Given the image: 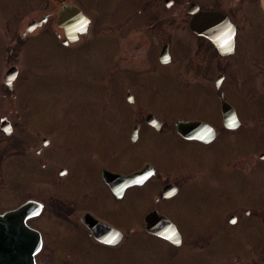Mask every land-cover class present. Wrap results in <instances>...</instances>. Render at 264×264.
Returning a JSON list of instances; mask_svg holds the SVG:
<instances>
[{"label":"rangeland","instance_id":"rangeland-1","mask_svg":"<svg viewBox=\"0 0 264 264\" xmlns=\"http://www.w3.org/2000/svg\"><path fill=\"white\" fill-rule=\"evenodd\" d=\"M59 1L0 0V121L6 119L15 123L16 127L12 135H6L0 130V148L8 145L12 138L18 139V143H21L25 128L24 123L17 119V113L29 106L32 124L38 129L48 127L64 129L72 125L73 128H77L80 135L75 138L71 132L66 147L69 152H73L75 148L71 156L79 161L80 166L79 159H85L88 153L96 151V154H105L109 148L110 150L113 148L120 158L114 162L119 171L129 169L135 159L151 156L162 170L177 164L179 172L187 170L192 175L195 172L196 176L176 199L159 205L161 212L167 215L175 223L180 234H183L180 247L169 246L162 240L145 234L141 225L131 226L133 222H139L144 209L152 203L158 184H151L140 191H132L126 196L125 202L106 210L111 220L125 226L126 232L129 231L122 246L123 251L93 244L86 235H81L80 232L77 234L72 225L63 226L49 204L41 218L40 216L32 218L34 220L32 227L43 231L45 240L44 250L38 255L37 263L63 264L66 261L67 264H264V162L254 160L245 164L236 159L234 165L242 171H249L254 165L256 169L250 173L237 170L230 162L235 155L253 151L251 150L253 147L254 154L264 151V144L259 141L264 138V126L260 125L259 133L255 131L251 135L241 134L236 140L217 141L208 148L196 143L170 141V138L164 142L149 139L136 146H126L121 151L118 146L109 147L108 142L113 136V131L107 124L110 120L107 117L98 118L96 115V99L102 97L97 90L102 86L97 85V82L87 83L85 78L88 74L95 78L102 77L104 70L107 69L108 55L114 51L110 43L113 42V38L104 37L101 42L96 41L80 52L76 49H73L75 53L66 51L54 33L58 32L60 39H64L62 31L55 25V9L59 6ZM79 1L83 8L95 7V14H99L100 22L112 19L121 6L119 0ZM189 1L197 2L200 7L212 5L214 8H220L240 27L242 33L250 35V41H253L254 60L257 62L252 91L253 105L256 111L264 112L262 1L179 0L177 9L183 6L185 10ZM45 3L47 8L42 10ZM46 12L54 14L47 24L28 33L26 37L23 36L28 22L32 19L39 20ZM95 37L98 35L88 36L84 41H94ZM136 61L137 59L132 63L133 66ZM138 61L140 63L139 59ZM13 65L18 68V76L12 90L15 99L11 96L9 91L11 89L5 85V72ZM145 75L151 78L150 82L153 85L158 86V90L172 91V78L167 76L166 70L158 68ZM186 78L188 80L182 79L183 87L188 88L190 97L186 92V97H183V93L182 96L176 93L173 97L160 102V106L188 110L195 114L207 113L206 108L210 102L203 104L198 97V90L202 91L201 83L193 81L190 77ZM121 79L122 77L117 74L114 86L111 87L112 95L118 94ZM180 86L182 87L181 84ZM238 89L245 90V83H240ZM190 90L196 92L192 95ZM162 94L165 95L166 92ZM241 95L247 99L245 91ZM248 97L251 98V95L248 94ZM231 99L244 117L246 114L240 98L232 95ZM111 105L112 108L116 106V101L113 100ZM261 112L260 117L263 115ZM69 120L67 126L63 125ZM34 140L36 142V138L33 137L30 142L28 140L25 142L33 143ZM48 148L43 149L42 159ZM31 156L35 154L32 153ZM51 172L50 167L40 172L28 159H23L20 165L12 167L10 175L6 170L0 173L2 180L0 185L2 183V186H8V180L12 177V188L18 190L20 187L23 188V185L32 187L35 181L43 177L48 181L47 188L43 191L51 198L55 191V179L58 177L57 171L53 173L56 176H52ZM85 176L79 169L77 182L68 183L69 187L62 184L68 188L64 186V190L68 191L65 193L68 196H73L69 195L71 192L78 193L76 195L88 193L85 190L90 188L86 186L87 183L93 186L95 184ZM82 185L85 186L84 189L80 188ZM72 187L79 190H73ZM1 191H4L2 187ZM17 200L18 198L15 199ZM10 201L8 193H2L0 203L7 205ZM79 202L88 205L96 213H105V203H102V199L99 200V196L96 201L82 198ZM247 210L249 214H246ZM230 214L236 215L235 224H230L226 220Z\"/></svg>","mask_w":264,"mask_h":264},{"label":"flooded vegetation","instance_id":"flooded-vegetation-1","mask_svg":"<svg viewBox=\"0 0 264 264\" xmlns=\"http://www.w3.org/2000/svg\"><path fill=\"white\" fill-rule=\"evenodd\" d=\"M46 1L48 2V0ZM119 1L121 3L120 9L114 13L115 15L112 19L104 22H100L98 18L99 14H95V7L93 9L89 6L83 8L79 4V0H60L59 6L55 9L56 26L57 16L64 5H75L88 18V24L84 32L76 35V41L68 42L65 36V29L62 27H59V29L64 35L63 40L60 39L59 33L54 31L56 38L60 41L61 47L64 46L62 48L66 51L75 53L73 49H76L80 52L81 49L91 46L96 41L101 42V39L104 37L113 38V42L110 43L114 47V51H111L108 55L107 69L104 70L102 77L95 78L93 75L88 74L85 78V82L87 83L94 84L97 82V85L102 86V88L97 90L98 93L102 94V97L96 99L97 105L101 104L100 107L96 105V115L98 118L99 116L101 119L107 117L110 120L107 124L113 131V136L111 141L108 142L109 147L118 146L120 148L119 151H121L126 146H136L149 139L164 142L167 138H170V141L178 140L196 143L204 148H208L217 141L236 140L241 134L251 135L252 132H260V125L264 126V112L256 111L253 105L252 91L257 62L254 60L253 41H250L249 34L242 33L240 27L228 16L236 28L234 50L231 54L222 56L215 44L208 37L198 35L190 29L189 23L192 14L189 13L188 8L190 3L194 1H189L185 10L183 6L177 9L180 4L179 0ZM46 8L47 5L45 3L42 10ZM200 9L223 12L220 8H214L212 5L200 7ZM53 15L52 12L43 14L41 17L46 16V22L39 28L45 26ZM76 32L79 33V30L77 29ZM95 35H98V37H95L94 41H84L86 37H94ZM135 59L137 61L133 66L132 63ZM158 68L166 70L167 76L172 78L171 83L173 88L171 92L162 89L158 90V86L153 85L150 82L151 78L145 75L149 71H154ZM117 74L122 77L119 82V92L117 95H112L111 87L115 82ZM186 77H190L193 81L201 83L202 91L201 89L198 90V97L203 104L210 102L206 108L207 113L195 114L188 110L160 106V102L173 97L176 93L179 96H182L183 93V97H186L185 92L188 93L189 90L183 87L182 80H188ZM27 81L29 82V78ZM240 83H245V90L238 91ZM12 90L13 86L9 91L13 99H15ZM244 91L247 99L241 95ZM163 92H166V94L163 95ZM195 92L196 90H193L191 94L193 95ZM248 94L251 95V98L248 97ZM232 95L240 98L243 104L242 108L246 114L244 117L241 116L238 107L233 103L231 99ZM113 100L116 101V106L112 108L111 103ZM222 100H225L233 108L237 119V124L234 127H228L224 122ZM86 109L89 110L88 108ZM110 109L112 112H110ZM259 112L263 114L262 117L259 116ZM86 113L89 117L88 111ZM31 114L29 106L23 108L22 112L17 113V119H20L24 123L23 138L21 139V143H18V139L12 138L8 145L6 144L0 148V173L6 170L7 173L9 171L10 175L12 167L20 165L23 159H28L40 172H44L47 167H50L52 171L50 174L56 176L53 173L57 171L58 177L55 179V191L53 197L46 196L43 189L47 188L48 181L43 177L35 181V185L32 187L23 185V188H19L20 191L19 189L13 190L12 177H10L8 186H2V183L0 185L4 190L0 192V197L2 193L7 192L8 199L11 198V201L7 205L0 203V213L13 210L26 200L33 199L35 202H41L44 206L43 212L39 217L41 218L49 204H51L54 209L53 214L63 223V226L66 224L72 225L77 234L80 232L81 235H86L93 244L122 250L124 241L127 240L128 236L124 228L125 226L111 220L106 214V210L115 208L122 202H125L126 196L132 191H140L151 184H158L151 205L144 209L139 222H133L131 226L141 225L144 228V217L153 210L164 215L175 225L167 215L161 212L159 205L176 199L195 178V172L193 175L187 170L179 172L177 164L168 166L167 169L162 170L151 156L135 159L129 169L119 171L115 166L117 164L114 162L120 160V158L113 148L111 150L109 148L105 154H100L98 151L99 154H96V151L88 153L85 159H79L81 160L80 166L78 164L79 161L71 156L75 152V148L73 152H69L66 147V141L70 140L71 132L72 137L77 138L80 135V132H77V128H73V125L67 126L71 119L64 122L63 125L67 126L64 129L48 127V129L41 128V130L35 124H32L33 119L30 118ZM113 118H115V122L112 120ZM196 121L208 126L212 130L214 138H210L211 133H206L209 137L206 134L204 135L209 139V142L187 139L178 132V122ZM257 121L262 123L260 124ZM92 127L94 128L93 131H95L94 124ZM0 130L6 135H12L16 130L15 123L13 124L11 121L3 119L0 121ZM42 134L44 135L43 137ZM33 137L36 138V142L35 140L33 143L25 142L26 140L30 142ZM245 139L248 140L249 137H245ZM259 141H262L264 144V138ZM45 147L49 148L45 151L44 159H42L41 155ZM251 150L253 151L247 154L235 155L233 160L230 161L232 162L231 166L240 170L234 165L236 159L245 164L246 162H254V160L264 162L261 158L264 151L254 154L255 148L253 147ZM32 153L35 156H31ZM33 157L39 158V160ZM79 169L95 185L87 183L86 186L90 188L85 189L88 192L86 194L76 195L78 193L71 192L69 195L73 196H68L65 193L68 191L64 190V186L69 187L68 183H75L79 180ZM255 169L253 165L251 170L248 169L249 171H240L250 173V171ZM106 171L116 176H129L134 173H141L145 179L142 184L128 187H125L122 181H120L118 192H115L105 179ZM62 184L65 185L62 186ZM66 186L65 188H67ZM167 186L172 187L173 193L172 195L164 196V189ZM84 187L83 185L80 186L82 189ZM72 189L79 190V188L74 187ZM98 196L99 200L102 199V203H105V213H96L88 205L85 206V204L79 202L82 198L96 201ZM16 198H18L17 201H15ZM246 214H249L248 210ZM86 216H92L96 221L118 230L120 232V239L115 244L98 241L90 228L84 223ZM226 220L228 221V219ZM32 222L34 220L30 222L31 226ZM143 231L145 232L144 229ZM145 234L150 235L147 232ZM180 235L181 237L183 236V234ZM150 236L162 240L169 246L175 247L164 239L154 235ZM83 238L85 237L83 236ZM0 254L3 255L0 258V264H11L10 253L5 254L0 251ZM63 264H67V262L64 261Z\"/></svg>","mask_w":264,"mask_h":264},{"label":"water","instance_id":"water-1","mask_svg":"<svg viewBox=\"0 0 264 264\" xmlns=\"http://www.w3.org/2000/svg\"><path fill=\"white\" fill-rule=\"evenodd\" d=\"M188 11L193 15L190 20V29L192 31L208 37L216 45L221 54L227 55L233 52L235 27L227 16L221 12L199 10L196 3H192ZM45 21L46 17L44 16L39 21L29 22L23 35L33 31ZM87 23V18L84 17L74 5L62 6L57 17V24L65 28V34L69 41L74 40L76 37V30H84ZM17 73L18 70L16 67L9 68L6 72V84H11L16 78ZM222 112L227 126H236L237 119L234 111L224 100H222ZM177 126L178 132L187 139L195 138L209 142V139L204 135L206 133H211L210 138H214L212 130L198 122H178ZM261 158H264V153L261 155ZM105 179L113 190L118 192L120 181H122L125 187H128L141 184L145 178L135 175L131 177H117L107 173L105 174ZM113 179H116L117 182ZM118 179L120 180L118 181ZM172 193L173 189L171 186H167L164 189V196L172 195ZM39 213L40 208L38 205L27 203L0 215V251L5 254L10 253L11 264H36L35 256L42 247V240L40 233L27 225V220L38 216ZM231 222L234 223V218L231 219ZM84 223L90 228L94 237L100 242L115 244L120 239L118 232L96 221L92 216H86L84 218ZM144 224L145 230L148 233L165 238L175 245L180 244V235L176 228L167 218L157 211L154 210L149 212L144 218ZM12 226L14 228L13 231ZM2 256L3 255L0 254V258Z\"/></svg>","mask_w":264,"mask_h":264},{"label":"bare ground","instance_id":"bare-ground-1","mask_svg":"<svg viewBox=\"0 0 264 264\" xmlns=\"http://www.w3.org/2000/svg\"><path fill=\"white\" fill-rule=\"evenodd\" d=\"M264 6V5H263Z\"/></svg>","mask_w":264,"mask_h":264}]
</instances>
